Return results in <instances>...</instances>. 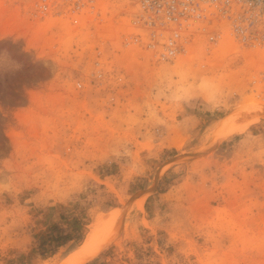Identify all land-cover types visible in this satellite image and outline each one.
Masks as SVG:
<instances>
[{"label":"rangeland","instance_id":"1","mask_svg":"<svg viewBox=\"0 0 264 264\" xmlns=\"http://www.w3.org/2000/svg\"><path fill=\"white\" fill-rule=\"evenodd\" d=\"M56 1L36 16L0 0V53L21 65L0 71V264H63L94 224L104 242L81 264H264V53L158 62L128 45L121 4ZM165 63L213 76L223 103L185 128L161 104L157 124L145 104ZM50 233L71 240L42 247Z\"/></svg>","mask_w":264,"mask_h":264},{"label":"built area","instance_id":"2","mask_svg":"<svg viewBox=\"0 0 264 264\" xmlns=\"http://www.w3.org/2000/svg\"><path fill=\"white\" fill-rule=\"evenodd\" d=\"M96 1L82 0V9L92 11ZM107 1L122 5L128 27L136 31L127 36L128 45L146 52L154 61H171L197 45L209 50L219 43L264 53V0ZM56 2L32 0L34 15H46ZM102 76L98 72L94 78ZM252 83H264V71L252 76Z\"/></svg>","mask_w":264,"mask_h":264},{"label":"clouds","instance_id":"3","mask_svg":"<svg viewBox=\"0 0 264 264\" xmlns=\"http://www.w3.org/2000/svg\"><path fill=\"white\" fill-rule=\"evenodd\" d=\"M21 65L13 61L7 52L0 53V71L19 70ZM224 100L223 86L217 79L207 73L193 75L185 65L165 63L158 69L153 86L149 92L145 111L160 126L167 120L159 111L161 104L176 112V124L180 128L188 127L192 120L188 110L201 107L203 110L215 111ZM254 138L248 134L241 136L239 145L243 150H250Z\"/></svg>","mask_w":264,"mask_h":264},{"label":"bare ground","instance_id":"4","mask_svg":"<svg viewBox=\"0 0 264 264\" xmlns=\"http://www.w3.org/2000/svg\"><path fill=\"white\" fill-rule=\"evenodd\" d=\"M100 236V225H92L91 232L86 236V239L63 264H81L92 258L104 242V238H100Z\"/></svg>","mask_w":264,"mask_h":264},{"label":"trees","instance_id":"5","mask_svg":"<svg viewBox=\"0 0 264 264\" xmlns=\"http://www.w3.org/2000/svg\"><path fill=\"white\" fill-rule=\"evenodd\" d=\"M70 240H71V238L69 235H55L54 233H50L46 239L47 244L45 245V243L42 242L41 246L45 247L48 245L51 248H58ZM44 252L46 254L50 253L51 255H53L55 253L54 249H46V250H44ZM42 256H44V255H42Z\"/></svg>","mask_w":264,"mask_h":264},{"label":"crops","instance_id":"6","mask_svg":"<svg viewBox=\"0 0 264 264\" xmlns=\"http://www.w3.org/2000/svg\"><path fill=\"white\" fill-rule=\"evenodd\" d=\"M74 249H75V248H74ZM74 249H73V250H74ZM73 250H72V251H73ZM71 254H72V253H71ZM71 254H70V255H71Z\"/></svg>","mask_w":264,"mask_h":264}]
</instances>
